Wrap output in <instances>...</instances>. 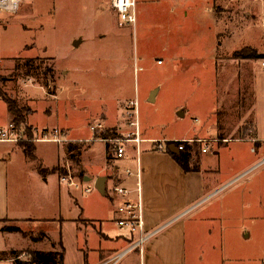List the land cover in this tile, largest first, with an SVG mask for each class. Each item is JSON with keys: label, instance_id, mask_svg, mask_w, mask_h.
Returning a JSON list of instances; mask_svg holds the SVG:
<instances>
[{"label": "rangeland", "instance_id": "1", "mask_svg": "<svg viewBox=\"0 0 264 264\" xmlns=\"http://www.w3.org/2000/svg\"><path fill=\"white\" fill-rule=\"evenodd\" d=\"M110 2L23 0L16 13H0L1 102L7 104V99L12 98L19 105H24L23 99L29 98L27 108L30 111L38 110L33 115V122L51 126L57 123V119H65L74 130H88L89 124L94 121L104 123L103 119L108 116L109 121L117 117L120 136L126 134L121 126V120L125 119L122 114L128 108V101L136 97L139 99L140 129L146 134L178 136L194 131L203 133L209 129H212L211 133H216L217 124L223 125L225 120L235 125L239 106L236 103L237 94L241 90L235 89L234 80L231 79L236 66L232 48L246 41L256 42L260 30L257 27L261 21L258 15L260 0H181L178 5L166 3L165 0H136L138 15L141 4L154 10L151 13L148 10L143 18L138 17L137 24L122 25L119 14L110 8ZM242 11L248 12L249 22L238 28L241 26ZM168 27L175 30L176 33L171 36L186 52L185 58L173 64L161 50L163 42L169 39ZM234 29L240 30L237 42L232 36ZM152 31L155 41L145 44L143 37ZM159 33L162 35L158 36ZM190 55H197V59ZM261 61L257 60L260 65ZM227 75H230L229 79ZM27 78H32L35 85L43 86L48 93H59L58 100L63 107L60 115H67H49L53 109V105L49 104L52 97L44 94L43 88L26 87L24 82ZM153 88L161 90L156 102L148 100V93ZM261 98L258 97L257 103L263 108L264 99ZM1 105L4 107L3 103ZM248 109H253L252 104L247 105ZM259 122L261 124L262 121ZM251 123L247 120L244 130L253 128ZM206 137L204 140L209 146L219 141L210 138L214 136ZM220 144L224 143L220 141ZM98 145L103 146L102 143ZM37 146L46 152V162L39 158L40 150L27 153L32 167L26 165L21 153L15 161L11 205L13 209L19 207L21 211L18 213L26 216L14 223L23 229H34L37 233L35 236L41 238L43 249H51L52 246L60 249L57 240L63 239L70 253L76 244L75 230L66 224L60 228V218L77 217L81 207L86 213L97 214L99 207L104 209L107 206L109 198L106 193L101 195L96 188L92 193H86L82 187L72 186L69 193L63 184L60 193L55 180L63 176L70 179L73 174L68 171L66 162H59L49 169L50 173L56 171L58 174L52 177L46 199L47 194L37 189L38 182L30 176V169L45 168L55 159L58 162L60 144L38 143ZM127 146L124 160L127 157L134 159L126 166L136 168L139 163L143 172L150 167L160 177L170 171L165 152L139 154L132 144L126 143ZM144 146L145 143L141 144V147ZM201 146L197 143L194 145L192 155L195 158L197 155L199 157ZM229 146L219 158L222 178L227 174L235 176L242 173L262 157L259 142H233ZM259 172L264 173V164L256 167L249 178L256 177ZM246 179L247 174L241 175L226 188H240ZM87 183L94 186L93 182H84L83 185ZM220 185L221 182L217 186ZM18 236L13 234L6 241L19 244ZM29 252L30 249H22L21 254L16 255L22 260L21 264H37L31 260ZM72 256L70 253L68 264L76 262ZM3 257H0V264H19L9 256Z\"/></svg>", "mask_w": 264, "mask_h": 264}, {"label": "crops", "instance_id": "2", "mask_svg": "<svg viewBox=\"0 0 264 264\" xmlns=\"http://www.w3.org/2000/svg\"><path fill=\"white\" fill-rule=\"evenodd\" d=\"M140 1L143 2L144 0ZM165 1L166 3L178 5L181 0ZM258 7V15L261 21L257 27L260 30L256 35V42L246 41V44L244 43L241 46L233 45L232 51L234 53L246 47L254 48L258 53H264V0H260ZM110 8L118 14V11L111 4ZM148 10L151 13L154 9L146 8L141 4L138 11L139 15L135 10L136 18L147 15ZM247 13V11L241 12V22L239 23L241 26H237L238 28H242L249 22ZM244 19L247 20L244 22ZM174 31L170 27L167 28L169 39L163 42L161 48L171 64L186 57L184 48L180 49V45L175 41L176 39L171 36L176 33ZM153 34V31L149 35L146 34L142 41L145 44L150 43L151 40L155 41ZM161 35L162 33L158 34V36ZM239 35L240 30L237 29L236 31L234 29L232 36L236 39L235 42L238 41ZM190 57L197 59V55H190ZM257 60L241 58H235L234 60L236 66L232 71L231 79L234 80L235 89L241 90L237 94L239 96L236 103L239 106L236 112L235 125L232 122V124L227 123L225 120L223 125L217 124L216 133H211L210 130L212 129H209L203 133H201L202 131H194L189 135L178 136L169 134L154 135L152 132L146 134L143 129H140L143 139L202 140L207 138L206 135H210L214 136L210 138L219 140L212 142V146L207 145V143L196 142L202 146L199 157L198 155L197 158L192 157L191 166L196 168L192 171H185L174 159L171 152L166 151L162 152H165L168 157L167 163L170 171L165 173L164 177L156 175V172L152 171L150 167L145 168L141 194L145 228L148 231L159 230L142 246L132 247L135 244L137 235L130 233L117 224L116 208L118 201L108 193L109 188L115 182L125 177L124 169L130 167L126 165L130 164L134 158L127 157L126 160H124L125 158L117 160L106 142L100 140L82 141L92 136L89 126L88 130L87 128L74 130L68 126L65 119L61 121L57 119V123L51 126L48 124L39 125L36 121L33 122V115L38 110H31L27 114V127L39 130L54 127L62 128L74 139L70 142H56L60 144L59 149L61 152L58 162L56 159L53 162L51 161L50 166L44 168L47 169L45 173H41L39 167L30 169V176H33L38 182L37 189L41 193L47 194L46 199H48L47 192L50 189L52 177L58 174L56 171L50 173L49 169L55 167L59 162H66L68 171L73 174L69 182L61 181L60 177L55 180L60 193L62 184L67 186L65 191L71 193L72 186L84 188V182H93L95 187V181L98 177L103 176L106 178L105 195L109 198L107 202L109 205L107 204L104 209L99 207L97 214L86 213L84 207H81V213H78L77 217L60 218V228L63 227V224H66V226L75 230L74 241L76 244L70 252L76 260L74 264H264V173L259 172L256 177L249 178L256 167L264 164V107L261 108L257 103L258 97L261 96L264 99V66L260 65ZM229 77L230 75H227V79ZM31 86L43 88V86L34 83L26 87ZM43 93L52 97L49 104L53 105V109L50 110L49 115L57 114L62 117L67 115L66 113L60 115V110L63 107L61 101L58 100L59 93L57 95L48 93L44 88ZM235 93L234 91L233 95ZM160 94L161 90L153 88L148 93V100L153 95L154 100L152 102H156L159 100ZM26 99L24 98L23 101L28 105L29 98ZM0 103L4 104V107L0 106L1 128L13 120V117L9 112L8 104L4 101L1 102V100ZM249 103L252 104L253 109L247 111L246 107ZM26 104L23 106L27 107ZM184 107L186 108V105ZM122 115L126 120H121V126L125 128L126 133L133 131L134 129L131 130L132 127L129 125L131 118L127 117L126 112ZM117 119L116 117L114 121H109V116L107 119H103L109 134L113 136L121 135L119 125L117 127ZM228 120L230 121V119ZM247 120L253 123V125L251 123L253 128L244 130ZM260 120L262 121L261 124ZM107 122L108 124H106ZM220 141L224 144H220ZM242 141L259 142L262 157L248 166L242 173L235 176L234 174H227V177L222 178L221 161L219 159L221 152L230 148V143ZM38 143L55 142L27 143L34 146V152L40 150L41 156L40 154L38 156L43 162H46V152L41 148L39 149ZM97 143H102L103 146L99 147ZM144 143L145 146L141 147V144ZM196 143L188 147L191 149L192 154ZM128 144H132L138 153L159 151L155 149V143L148 141H143L139 145L135 142H128ZM205 144L208 146V150L203 152L202 148ZM127 152L128 146L126 147ZM20 153L24 157L26 165L32 167L28 161L27 150L22 143L0 142V257L4 259L3 256L7 258L9 256L10 259L21 262L22 260L16 255H20L22 249H30V257L35 251H53L62 252L64 254V264H68L70 253L67 252L63 239L57 240L60 249L55 246H52L51 249H43L41 238L35 236L37 233L34 229L31 227L23 229L20 225L14 223L26 216L18 213L21 211L19 207L13 209L11 205L13 203L11 197L13 189L12 172ZM207 154L212 155L207 157ZM95 161L98 162L95 163ZM246 174L245 184L240 188H226L241 175ZM211 177H214V179L211 180ZM85 178H89L90 181ZM219 182L222 185L217 186ZM132 197L137 199L135 194ZM8 227H18L20 231H11L7 229ZM11 234L20 235L21 238L18 236L20 245L17 242L13 245L11 242L6 241L12 236ZM38 244H40V247Z\"/></svg>", "mask_w": 264, "mask_h": 264}, {"label": "built area", "instance_id": "3", "mask_svg": "<svg viewBox=\"0 0 264 264\" xmlns=\"http://www.w3.org/2000/svg\"><path fill=\"white\" fill-rule=\"evenodd\" d=\"M23 0H0V13L11 12L16 13ZM111 5L118 11L120 24L136 23V0H111ZM264 66V58L261 61ZM1 67V61H0ZM141 69V67L139 68ZM33 84L32 78H27L24 82L25 86ZM126 115L131 118L129 125L134 128L133 131L126 133L124 136H113L109 134L107 126L102 121H94L89 125L92 133L90 138L82 141L100 140L108 144L109 149L113 152L115 159L121 160L126 156V143L135 142L139 145L143 141L156 144L155 149L166 152H182L186 147L196 142H204L206 140L198 139H143L140 134L139 122V99H131L127 103ZM65 129L54 127L50 129L39 130L37 128H28L25 124L17 126L14 120H11L6 126L0 128V142L14 143H37V142H70L73 141ZM208 150L205 144L202 148L203 152ZM125 177L115 182L108 190L109 195L118 201L117 203V224L128 230L130 233L137 235L134 246H142L153 234L159 229L148 231L145 228V220L143 215V202L141 198L143 189V170L138 163L136 169L127 167L124 169ZM61 181L69 182L71 178L61 177ZM95 187L87 183L83 190L90 193ZM137 195V199L132 196Z\"/></svg>", "mask_w": 264, "mask_h": 264}, {"label": "trees", "instance_id": "4", "mask_svg": "<svg viewBox=\"0 0 264 264\" xmlns=\"http://www.w3.org/2000/svg\"><path fill=\"white\" fill-rule=\"evenodd\" d=\"M235 58L241 59H261L264 58V53H258L254 48L246 47L234 53ZM1 79V78H0ZM8 109L11 113L14 122L17 126H21L22 124L26 125L27 114L30 109L19 105L16 99L8 98L7 99ZM29 128V127H28ZM28 154H32L34 151V146L32 144L22 143ZM174 159L178 162V164L185 171H192L196 169L194 166H191L192 161V153L191 149L186 147V149L182 152L176 153L171 152ZM39 171L41 173H45L47 169L39 167ZM8 230L11 231H20L18 227H8ZM31 260H33L37 264H64V254L62 252H45V251H35L32 253ZM22 262H19L21 264Z\"/></svg>", "mask_w": 264, "mask_h": 264}, {"label": "water", "instance_id": "5", "mask_svg": "<svg viewBox=\"0 0 264 264\" xmlns=\"http://www.w3.org/2000/svg\"><path fill=\"white\" fill-rule=\"evenodd\" d=\"M154 100V97L153 95L149 98V101H153ZM176 152V151H174ZM178 153V152H176ZM87 181H90L89 178H85ZM105 177L101 176V177H98L95 181V188L102 194H105Z\"/></svg>", "mask_w": 264, "mask_h": 264}]
</instances>
